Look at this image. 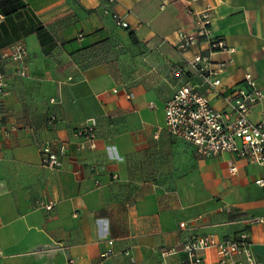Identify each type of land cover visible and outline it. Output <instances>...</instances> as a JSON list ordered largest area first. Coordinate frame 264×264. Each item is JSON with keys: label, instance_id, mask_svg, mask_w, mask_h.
I'll list each match as a JSON object with an SVG mask.
<instances>
[{"label": "crops", "instance_id": "crops-1", "mask_svg": "<svg viewBox=\"0 0 264 264\" xmlns=\"http://www.w3.org/2000/svg\"><path fill=\"white\" fill-rule=\"evenodd\" d=\"M21 3L0 23V52L17 42L28 49L27 77L2 65L0 264H160L173 248L167 264H187L184 243L244 232L264 264V224L252 222L264 218V166L201 156L165 127V104L177 89L202 84L185 60L207 54L208 43L199 40L185 56L174 44L180 32H196L194 13L205 10L215 38L235 50L212 56L222 90L252 74L263 98L250 120L264 122V0ZM113 14L129 27H117ZM92 118L97 147L83 149L74 132ZM46 145L65 148L61 169L42 166ZM41 200L55 202L51 214ZM200 255L219 264L216 250Z\"/></svg>", "mask_w": 264, "mask_h": 264}, {"label": "built area", "instance_id": "built-area-1", "mask_svg": "<svg viewBox=\"0 0 264 264\" xmlns=\"http://www.w3.org/2000/svg\"><path fill=\"white\" fill-rule=\"evenodd\" d=\"M194 16L196 32L193 34L180 32L174 46L182 56H185L199 40L203 39L208 43L207 54H197L185 60L191 72L201 78L202 84H185L167 101L166 130L171 136L195 146L201 156L231 154L236 159L264 166V122L255 124L250 120V114L261 102L263 93L257 88L256 81L250 73L245 75L244 81L238 86L228 91L222 90L221 73L214 68L212 56L218 52L235 50H229L223 40L215 38L209 10L195 12ZM112 18L117 27L122 29L129 27L124 17L113 14ZM3 20V15H0V23ZM27 59L28 49L22 42L14 43L0 52V96L8 93V75L3 70V63L14 65L16 75L24 78L28 75ZM217 66L218 69H224L226 64L219 63ZM201 87H205L208 93H203ZM210 95L220 98L226 108L224 110L214 108ZM51 103L54 104L55 99H51ZM74 136L79 140L81 148L96 149L97 120L92 118L85 121L75 130ZM65 153L64 147L54 152L51 146H43L42 166L52 170L61 169L63 166L61 156ZM230 172H237L236 165L231 164ZM257 183L260 184L262 181ZM55 206L54 201H38V207L50 214ZM252 222L264 224V218L253 219ZM182 247L186 253L187 264H203L200 253L205 250H216L219 264H261L252 251L250 237L246 232L236 239L223 241L203 236L184 243ZM176 252V248L163 251L161 253L163 260L160 264H167L166 258ZM111 254L112 251L105 256ZM67 264H74V261L70 260Z\"/></svg>", "mask_w": 264, "mask_h": 264}, {"label": "trees", "instance_id": "trees-1", "mask_svg": "<svg viewBox=\"0 0 264 264\" xmlns=\"http://www.w3.org/2000/svg\"><path fill=\"white\" fill-rule=\"evenodd\" d=\"M21 0H1L0 1V13L4 16H10L19 9L21 5ZM131 39L137 42L133 33L130 34Z\"/></svg>", "mask_w": 264, "mask_h": 264}]
</instances>
